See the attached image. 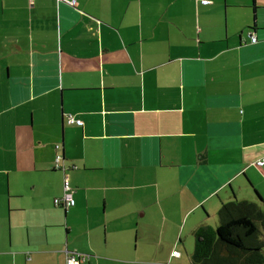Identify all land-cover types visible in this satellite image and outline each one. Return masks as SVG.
Here are the masks:
<instances>
[{"label":"crops","instance_id":"0c3cea01","mask_svg":"<svg viewBox=\"0 0 264 264\" xmlns=\"http://www.w3.org/2000/svg\"><path fill=\"white\" fill-rule=\"evenodd\" d=\"M260 160L264 0H0V264H193L142 216L264 208Z\"/></svg>","mask_w":264,"mask_h":264},{"label":"trees","instance_id":"16d2710c","mask_svg":"<svg viewBox=\"0 0 264 264\" xmlns=\"http://www.w3.org/2000/svg\"><path fill=\"white\" fill-rule=\"evenodd\" d=\"M218 217L216 228L202 224L195 230L192 263L264 264V208L234 198L222 202Z\"/></svg>","mask_w":264,"mask_h":264},{"label":"rangeland","instance_id":"374dc122","mask_svg":"<svg viewBox=\"0 0 264 264\" xmlns=\"http://www.w3.org/2000/svg\"><path fill=\"white\" fill-rule=\"evenodd\" d=\"M233 196V195H232ZM234 199V198H232ZM150 207V206H149ZM156 207H150V210L152 212H155ZM197 212H195V214H192L191 216L187 215L182 222H178V223H163V218L161 217V215L159 214H153V215H148L147 217L142 216V221L140 222V232L141 235H145L147 237V242L146 243H140V245L145 244L148 248L150 249H157L159 247L158 244V240L163 241L161 246H160V251L157 252V254H165L163 251L166 250L167 248L171 247V243H174V239L173 237L176 236V230L179 227V235H182V241L179 244V248L182 250V252L184 254H186V252L188 253H193L194 250V243H195V235L193 232V226H195V224H200V220H197ZM206 221L205 224H209L212 227L216 228L219 224V217H218V209L217 210H211L209 213V217L207 219H205ZM179 224V226L177 228H175L177 225ZM118 225V223L116 224ZM113 226L114 223H110L109 225V245H107V247H109L110 249H112L113 245V241H114V237H116V239L124 244H129V246H132L133 248L136 246L137 244V239L135 238V227L137 226V223L134 222V226L133 229L134 231L128 232L126 231L124 234L121 233H115L113 231ZM103 230L105 229V227L103 226L102 228ZM175 230V233L173 232ZM100 245H102V241H99ZM177 240L175 242V246L177 245ZM103 248H105V244L103 246ZM155 254V255H157ZM138 255V251L133 253V256H137ZM151 256V255H150Z\"/></svg>","mask_w":264,"mask_h":264},{"label":"built area","instance_id":"2783aa9c","mask_svg":"<svg viewBox=\"0 0 264 264\" xmlns=\"http://www.w3.org/2000/svg\"><path fill=\"white\" fill-rule=\"evenodd\" d=\"M204 2H208V0H204ZM253 41H256V36H253ZM69 123H77L82 124V120L76 119L73 115H68ZM56 168L61 169L64 172V193L61 197L55 198L54 202L57 206H63L64 208H69L74 205V197H73V189L70 184V177L67 173L66 166L63 163V157L61 155H57L56 157ZM259 165H263L264 161L260 160L257 162ZM174 254H178L174 252ZM89 258L88 254L78 253V252H70L67 253V264H81L82 261Z\"/></svg>","mask_w":264,"mask_h":264}]
</instances>
